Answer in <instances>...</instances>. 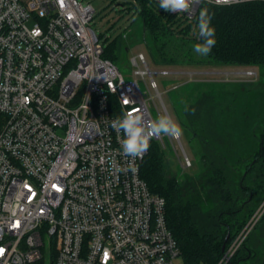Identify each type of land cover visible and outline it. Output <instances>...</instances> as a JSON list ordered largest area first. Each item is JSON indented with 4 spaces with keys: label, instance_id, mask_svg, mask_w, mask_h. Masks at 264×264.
<instances>
[{
    "label": "built area",
    "instance_id": "1",
    "mask_svg": "<svg viewBox=\"0 0 264 264\" xmlns=\"http://www.w3.org/2000/svg\"><path fill=\"white\" fill-rule=\"evenodd\" d=\"M256 1L264 2L219 5ZM202 3L218 5L200 0L180 14L193 18ZM95 14L83 0H0V264L181 258L166 199L141 176L149 149L132 171L123 133L111 127L134 107L146 123L172 117L156 79L171 71L154 70L139 51L131 73H123L103 57L102 37L91 26ZM122 95L135 103L123 105ZM167 138L182 169L192 168L182 135L153 137L150 145ZM263 214L264 201L248 232Z\"/></svg>",
    "mask_w": 264,
    "mask_h": 264
},
{
    "label": "trees",
    "instance_id": "2",
    "mask_svg": "<svg viewBox=\"0 0 264 264\" xmlns=\"http://www.w3.org/2000/svg\"><path fill=\"white\" fill-rule=\"evenodd\" d=\"M134 1L155 65L256 66L264 73V2L202 3L200 8L213 15L217 43L208 56L199 57L190 44L202 38L185 35L198 25L200 8L193 18L183 15L190 20L183 32L167 10L157 8L159 0ZM123 44L111 43L103 57L116 64ZM180 109L181 124L197 149L198 171L181 178L172 173L158 141L151 143L141 167L150 190L166 199V219L180 256L185 264H219L241 240L226 264H257V251L264 248V214L248 229L264 201V91L201 85L192 88Z\"/></svg>",
    "mask_w": 264,
    "mask_h": 264
},
{
    "label": "rangeland",
    "instance_id": "3",
    "mask_svg": "<svg viewBox=\"0 0 264 264\" xmlns=\"http://www.w3.org/2000/svg\"><path fill=\"white\" fill-rule=\"evenodd\" d=\"M85 3L90 2L96 8L95 17L91 23L92 28L102 37L104 48L111 43L124 40L121 50V56L116 63L120 70L125 74H130L132 65L130 59L139 51H148L143 42L142 20L139 16L138 9L134 6V0H83ZM158 6V5H157ZM159 10L161 8L157 7ZM169 16L175 21L174 26H178L183 32L190 20L178 12L168 11ZM188 37H198V27L193 25L190 32L185 35ZM181 35H177V38ZM185 37V38H186ZM191 40V39H189ZM180 42L179 39L176 40ZM195 45L191 42L190 46ZM195 53V52H194ZM197 54V53H195ZM198 55V54H197ZM149 56V55H148ZM199 57H202L198 55ZM150 59V57H149ZM151 66L154 70H169V75H157L160 90L163 92L164 100L173 119L182 129V142L193 158L194 165L192 168L183 170L178 162V155L173 150V143L169 138L164 140V144L158 141L167 154V160L171 165V172L176 173L180 178L185 174H195L198 171L199 159L195 143L190 141L186 128L181 124L180 103L184 104L188 93L192 88L203 85L209 88L215 85L217 88H256L257 92L264 91V73L256 66H213V65H190L179 64L173 66L155 65L150 59ZM156 111L154 110V113ZM157 118V114H155ZM262 204V203H261ZM260 207V206H259ZM245 236L242 237V240ZM241 243V240L239 241ZM235 244V243H234ZM230 246L229 250L234 247ZM257 254V264H264V248H260ZM176 264H185L182 258L176 260ZM223 264H226L224 260Z\"/></svg>",
    "mask_w": 264,
    "mask_h": 264
},
{
    "label": "clouds",
    "instance_id": "4",
    "mask_svg": "<svg viewBox=\"0 0 264 264\" xmlns=\"http://www.w3.org/2000/svg\"><path fill=\"white\" fill-rule=\"evenodd\" d=\"M209 3L229 4L231 0H208ZM200 3V0H159V8L185 13L191 12L192 5ZM213 15L207 7L200 8L198 13V32L202 38L201 43L193 45V50L200 56H208L217 43L216 29L212 25ZM135 102L127 95H122V104L127 106ZM111 127L118 134L123 133L121 148L123 153L131 158L132 171L136 159H142L150 147L153 137L166 135L169 137H179L182 129L179 124L169 115H161L155 121L146 123L140 108H132L125 111L122 117H117L111 122Z\"/></svg>",
    "mask_w": 264,
    "mask_h": 264
},
{
    "label": "water",
    "instance_id": "5",
    "mask_svg": "<svg viewBox=\"0 0 264 264\" xmlns=\"http://www.w3.org/2000/svg\"><path fill=\"white\" fill-rule=\"evenodd\" d=\"M225 258L227 259V261H228V260H229V258H230V257L228 256V254H227V253L225 254Z\"/></svg>",
    "mask_w": 264,
    "mask_h": 264
}]
</instances>
